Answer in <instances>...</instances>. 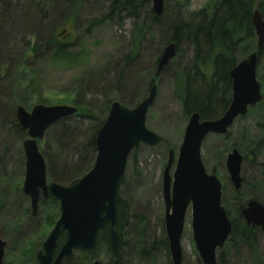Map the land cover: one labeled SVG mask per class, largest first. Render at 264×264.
I'll return each instance as SVG.
<instances>
[{"label": "rangeland", "instance_id": "1", "mask_svg": "<svg viewBox=\"0 0 264 264\" xmlns=\"http://www.w3.org/2000/svg\"><path fill=\"white\" fill-rule=\"evenodd\" d=\"M209 1L187 0L183 13H195ZM165 3L171 10L175 0H164ZM108 5L109 0H79L75 6L68 0H0V239L6 242L2 264L7 255L14 259L33 227L30 211L23 212L24 206L29 204L28 198L22 193L25 164L22 143L27 136L26 133L23 136L16 128V108L22 106L30 112L35 105H64L75 107L78 115H88L81 108L89 109L96 117L100 109V115L102 111L104 113L106 103L110 105L114 101L127 108H134L146 96L149 84L156 86L157 94L148 110L145 126L162 137L163 142L156 147L140 145L134 149L127 160L118 195L129 204L133 215L143 218V227L139 226V229L143 231L146 243L149 245L155 242L152 264H171L170 255L168 263L165 250L158 245L162 231L164 233L162 176L169 151H173L176 161L188 118L183 116L180 100L174 92L176 69L173 62L158 76L155 75L156 56L163 50L167 38L165 31L153 26L149 18L141 14L140 19L145 20L150 32L135 60L127 65L126 58L134 51L133 20L113 18L94 27L89 33L86 32L92 21L107 13ZM36 30L43 31L44 39L53 35L56 40L59 39L58 42L69 44L76 51L83 50L87 55L86 61L70 68L52 63L50 52L41 47L30 51L37 42ZM62 31L63 37L57 39ZM178 55L181 62L187 64L191 58L190 47H180ZM26 56L29 69H17L19 59L23 60ZM263 65L264 59L259 67ZM258 82L261 87V82ZM6 102L13 105L11 112L7 111L8 119H5L1 111ZM263 122L264 112L255 110L246 118L236 120L228 131L230 135L227 139L209 135L201 147L204 168L207 173L219 179L222 199L226 200L227 208L233 216H236L239 203L247 197L256 196L258 202L264 203V140L260 143V152L241 165L240 176L244 186L240 189L239 198L234 195L235 189L225 167L226 156L232 149H236L242 156V152L250 153L249 144H245L239 136L241 131H247L248 135L259 140L264 131L256 124ZM89 124V118L82 119L76 115L71 117L66 123L69 138L66 135L62 139L56 138L60 129L55 126L48 130L38 145L49 165L59 168L61 165L76 163V149H80L84 142V132ZM173 170L174 166L171 174ZM46 179L51 181L47 174ZM13 225L18 227L11 235L8 229ZM133 236H129L130 241ZM14 239L16 247L12 245ZM258 245L263 255L264 236L261 232ZM180 247L182 264H202L192 241L190 210L186 214ZM104 253L101 248L98 251L100 258L90 264L94 261L105 264ZM228 254L229 264L249 263L244 248L239 249V256L231 251ZM18 261L15 264H19ZM127 264L150 263L131 255Z\"/></svg>", "mask_w": 264, "mask_h": 264}, {"label": "water", "instance_id": "2", "mask_svg": "<svg viewBox=\"0 0 264 264\" xmlns=\"http://www.w3.org/2000/svg\"><path fill=\"white\" fill-rule=\"evenodd\" d=\"M150 3L155 16H161L164 0H142ZM256 48L236 63L228 72L231 99L226 111L213 120H202L198 113L188 117L182 142L174 162L173 151L162 176L164 201V233L171 264H182L180 241L187 211L190 210L192 241L202 264H217L232 232V223L222 205V185L212 173H207L201 159V147L209 135L225 136L237 119L261 103L263 97L257 81L258 53L264 46V16L255 9L251 16ZM64 31L60 33V36ZM176 55L173 42L167 44L157 60L158 76ZM156 86L151 85L146 96L134 108L114 101L95 136V159L91 169L74 183L62 185L47 181L46 164L38 142L46 132L62 120L74 117L71 106L35 105L30 112L22 106L15 118L26 133L22 143L25 158L22 193L28 198L32 217L38 214L40 199L53 197L59 217L35 252L36 264H63L75 252H91L96 247L99 230L107 225L115 241L116 199L122 185L127 160L140 145L156 147L163 138L145 126L149 108L156 98ZM243 156L232 149L225 159L229 180L235 190L242 185L240 176ZM174 170L171 174V168ZM244 223L260 229L264 236V206L250 200L241 209ZM64 235L62 246L55 252L57 241ZM6 242L0 239V264ZM92 264H100L94 261Z\"/></svg>", "mask_w": 264, "mask_h": 264}, {"label": "trees", "instance_id": "3", "mask_svg": "<svg viewBox=\"0 0 264 264\" xmlns=\"http://www.w3.org/2000/svg\"><path fill=\"white\" fill-rule=\"evenodd\" d=\"M68 1L74 6L79 2V0ZM186 1L175 0L174 7L171 10L165 3L162 15L155 16L148 2L142 0H109L107 13L92 21L86 32L89 33L94 27L113 18L133 20L132 41L134 51L126 58L127 65L135 60L140 46L145 41L146 35L150 32V27L145 25V20L140 19L141 14L145 18L148 17L153 26L160 27L162 31H165L167 38L164 40V47L171 42L176 46V55L171 61L176 69L174 74V92L180 100L183 116L188 118L191 114L198 113L202 120H213L219 118L230 104L231 81L228 72L238 61L256 48L255 35L251 26V16L255 9H258L264 16V0H210L201 10L192 14L183 13ZM164 21L166 23H162ZM36 33L37 42L35 46L30 48V51H36V49L41 47L45 51L48 50L50 52L52 63L70 68L83 64L86 61L87 55L83 50L76 51L71 45L58 42V38L63 37L64 34L61 36L59 34L58 40H56L53 35L44 39L43 31L36 30ZM182 46H187L191 49L190 61L185 65L181 62L182 60L178 55ZM159 56L160 53L156 56L155 68ZM263 59L264 46L258 53L257 65V79L261 82L263 99L256 107L249 109L242 119L255 110L264 112V65L259 67ZM19 60L16 65L17 69L19 67L24 70L27 67L29 69L28 56L23 60ZM150 86L151 84H149ZM12 106L6 102L5 106L1 107L5 119H8L7 111L11 112ZM109 106V103H106L104 105V113L102 111V115H100V109L98 115L95 114L96 117L93 115L94 112L89 111V109L84 110L81 108L82 112H88V115L76 114L78 118H89L90 120V124L84 132L82 147L80 146V149H76V154L78 155L76 163H71L70 166L61 165V167L55 168L49 165L45 154L41 153L44 160L47 161L46 174L51 181L62 185H69L77 181L92 167L96 154L95 136L104 121L105 114L109 111ZM69 119L62 120L54 125L60 129L56 138L62 139L64 135L68 137L66 123ZM256 126L264 131V122L262 124L258 123ZM16 128L25 136V131L20 128L18 123L16 124ZM229 135L230 133L228 132L222 138L227 139ZM239 136L245 144H249L250 148L249 154L242 152L243 165L249 161V158L260 152L259 146L264 140V134L259 140L248 135L247 131H241ZM208 157L209 155H207ZM243 186L244 181L241 187ZM241 187L238 190H234L236 198L241 196ZM256 198V196H251L250 198L243 199L241 204L239 203L238 205L236 216L232 215L227 208L226 200L222 199V203L225 205L228 217L232 223V232L223 250L217 253V264H229L228 252L231 251L235 256H239L240 248L245 249L247 258L249 259V263L244 262L240 264H264V253L261 255L258 245V236L261 231L257 227L253 228L246 225L241 216V209L245 204L250 200L258 199ZM260 203L264 205L263 202ZM38 207V216L32 217L30 214L31 226H33L31 234L24 240L23 247L14 256V259L12 256L7 255L4 264H15L18 260L19 264H36L34 254L40 248L42 241L53 227L59 215L58 204L51 196H48L47 199H40ZM29 211L30 206L28 204L24 206L23 212ZM142 219L140 216L133 215L129 204L121 200L119 195H117L114 243L112 242L109 227L105 225L98 232L96 247L93 251L88 253L77 251L71 259L65 261L63 264H90L93 260L100 258L98 251L101 248L105 252L103 259L105 264H127L131 255L152 264L154 262V250L156 246L155 242L148 245L143 239V231L139 229V226L144 224ZM17 227V225L9 227L8 230L11 235L17 231ZM132 235H134L133 240L130 241L129 238ZM64 240L65 237L62 235L57 241L55 252L62 246ZM12 245L16 247V239H14ZM158 245L165 250L168 263H170L167 242L163 231ZM10 247L12 248V246H8V248Z\"/></svg>", "mask_w": 264, "mask_h": 264}]
</instances>
